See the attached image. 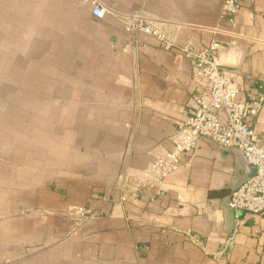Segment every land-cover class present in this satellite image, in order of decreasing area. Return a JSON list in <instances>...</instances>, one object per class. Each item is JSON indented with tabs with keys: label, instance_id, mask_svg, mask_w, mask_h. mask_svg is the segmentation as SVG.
I'll return each instance as SVG.
<instances>
[{
	"label": "crops",
	"instance_id": "obj_1",
	"mask_svg": "<svg viewBox=\"0 0 264 264\" xmlns=\"http://www.w3.org/2000/svg\"><path fill=\"white\" fill-rule=\"evenodd\" d=\"M102 1L112 12L98 19L92 0H0V264H264V212L238 223L228 206L254 171L236 147L203 138L161 193L141 186L208 82L119 15L161 22L179 43L218 39L253 99L264 0H241L234 23L223 0ZM252 121L264 136V106ZM79 207L101 214L81 221Z\"/></svg>",
	"mask_w": 264,
	"mask_h": 264
},
{
	"label": "built area",
	"instance_id": "obj_2",
	"mask_svg": "<svg viewBox=\"0 0 264 264\" xmlns=\"http://www.w3.org/2000/svg\"><path fill=\"white\" fill-rule=\"evenodd\" d=\"M93 15L101 19L112 10L102 0H92ZM241 0H223L220 17L234 23L240 10ZM131 36L145 33L156 38L160 45L179 58L193 62L194 75L207 80L206 89L192 97L189 114L171 137L173 146L156 156L146 170L140 172L142 187L157 188L162 192L163 183L173 172L189 165L187 155L206 138L218 146L241 149L254 172L241 185L232 190L228 206L233 210L237 222L243 211L260 214L264 212V136L258 137L253 126V118L264 106V94L253 99H242L240 87L235 77L230 75L220 62L222 42L213 39L205 44L179 43L163 26L139 12L119 14ZM81 221L95 218L99 210L79 207ZM191 235V234H190ZM191 238L201 243L197 236Z\"/></svg>",
	"mask_w": 264,
	"mask_h": 264
},
{
	"label": "water",
	"instance_id": "obj_3",
	"mask_svg": "<svg viewBox=\"0 0 264 264\" xmlns=\"http://www.w3.org/2000/svg\"><path fill=\"white\" fill-rule=\"evenodd\" d=\"M237 148V147H236ZM237 149H239V148H237ZM241 152H242V154H243V156H244V158H245V160L248 162V160H247V157L245 156V154H244V152L241 150V149H239ZM249 163V162H248ZM250 164V163H249ZM253 166V165H252ZM253 168H254V166H253ZM254 172V171H253ZM253 172H252V174H253ZM251 174V175H252ZM251 175H249V176H251ZM249 176H247L244 180H242V182L240 183V184H238L236 187H238L239 185H241ZM235 189V188H234ZM232 212H233V210H231ZM233 214H234V212H233Z\"/></svg>",
	"mask_w": 264,
	"mask_h": 264
}]
</instances>
